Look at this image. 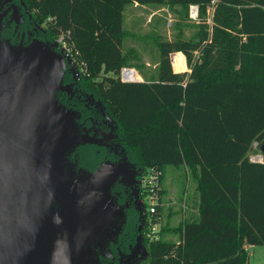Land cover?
<instances>
[{"label": "trees", "instance_id": "obj_1", "mask_svg": "<svg viewBox=\"0 0 264 264\" xmlns=\"http://www.w3.org/2000/svg\"><path fill=\"white\" fill-rule=\"evenodd\" d=\"M50 42L73 45L81 66L77 87L115 125L109 150L99 140L77 146L78 164L126 156L136 167L186 164L199 194L197 218L162 224L144 238V264H248L246 244H264V0H26ZM198 6L199 35L158 42L157 74L123 82L127 4ZM187 13V12H186ZM185 67V69H184ZM163 179V175L162 178ZM163 188L159 192L162 193ZM160 202L156 209H160ZM159 221L156 211L146 229ZM145 229V230H146ZM176 232L179 241L166 239Z\"/></svg>", "mask_w": 264, "mask_h": 264}, {"label": "water", "instance_id": "obj_2", "mask_svg": "<svg viewBox=\"0 0 264 264\" xmlns=\"http://www.w3.org/2000/svg\"><path fill=\"white\" fill-rule=\"evenodd\" d=\"M57 47L0 35V264H100L125 221L112 186L127 157L94 169L71 157L96 138L57 97L74 64Z\"/></svg>", "mask_w": 264, "mask_h": 264}, {"label": "rangeland", "instance_id": "obj_3", "mask_svg": "<svg viewBox=\"0 0 264 264\" xmlns=\"http://www.w3.org/2000/svg\"><path fill=\"white\" fill-rule=\"evenodd\" d=\"M213 9L214 1L212 0L211 6L207 9V22L211 21ZM198 23L199 17H190L189 6L185 10L179 4H127L123 10L122 20V26L125 31L122 40V52L126 60V64L123 67L134 68L137 71V75L141 77L139 80L151 79L152 76L157 74L159 60L158 42L178 38H198L200 32ZM60 37L62 36L54 39L58 43V49H68L75 64L81 66L83 70V63L74 52L73 45L68 44L63 39L59 42ZM252 146L249 152L251 158H253L254 154L263 155L261 150H257L258 148H255L254 145ZM121 162L122 175L127 181L139 180L141 173L147 169L146 167L139 168L135 166L137 173L134 174L133 166L128 160ZM137 183L139 184V182ZM161 188H163V191L162 193L159 192L161 198L160 209H156L160 227L165 223L175 226L180 221L189 219L186 213L191 203H195L199 196L196 181L189 166L184 163L178 165L166 164L163 167ZM197 208L196 210H198ZM163 237L175 241L179 239L178 233L172 231L165 232ZM135 249H137L136 251H141L142 256L140 259L142 260L138 261V258L132 262L134 264H144L147 260L148 249L144 248L140 243L136 245ZM248 251V264H264V244H253L248 248Z\"/></svg>", "mask_w": 264, "mask_h": 264}, {"label": "flooded vegetation", "instance_id": "obj_4", "mask_svg": "<svg viewBox=\"0 0 264 264\" xmlns=\"http://www.w3.org/2000/svg\"><path fill=\"white\" fill-rule=\"evenodd\" d=\"M0 14V35L10 44L28 45L36 39L50 42L44 38V30L36 23L26 0H0ZM57 50L60 51L58 47ZM75 66V62L72 65L66 64L63 84L67 86V89L59 91L57 97L66 107L78 111L79 123L85 127L86 131L94 135L100 144L106 145L109 150L116 151L118 145L114 141V122L99 104L85 97L77 87L79 71L75 69ZM77 154L75 150L71 157L78 162ZM115 159L118 161L119 157ZM112 192L124 208L125 221L116 240L109 243L107 252L100 254V264H134L132 261L142 256L141 251H136V245L140 243L146 248L144 232L146 218L150 216L147 202L141 196L139 184L135 181L116 180L113 183ZM139 259L138 261L142 260Z\"/></svg>", "mask_w": 264, "mask_h": 264}, {"label": "built area", "instance_id": "obj_5", "mask_svg": "<svg viewBox=\"0 0 264 264\" xmlns=\"http://www.w3.org/2000/svg\"><path fill=\"white\" fill-rule=\"evenodd\" d=\"M189 15L192 18L198 17L197 5L195 4L189 5ZM62 39L63 36L59 38V42H61ZM64 52L66 55L71 57L68 49L67 50L64 49ZM71 59L73 60L72 57ZM119 77L120 80L123 82L139 81V76L137 75V71L134 68L122 67L119 73ZM252 145H254L255 148L259 147L256 141H254ZM257 150H260V148ZM249 157L251 158L250 155ZM262 157L263 155L261 154L260 155L254 154L253 158L251 159L256 161H263ZM162 175H163V170L161 168L156 166H149L147 167L145 172L141 173V176L139 178L140 194L143 197V199L147 202V210L150 213V215H152L156 211V205L160 202L159 190L161 188ZM159 230H160L159 221H153L148 225L147 229L144 232V236L149 240L155 239L157 237H160ZM179 240L180 239H178V241ZM165 264H184V263L179 262V263H165Z\"/></svg>", "mask_w": 264, "mask_h": 264}, {"label": "crops", "instance_id": "obj_6", "mask_svg": "<svg viewBox=\"0 0 264 264\" xmlns=\"http://www.w3.org/2000/svg\"><path fill=\"white\" fill-rule=\"evenodd\" d=\"M138 76H139V75H138ZM139 78H141V77L139 76ZM139 81H142V80H139ZM198 195H199V194H198ZM198 202H199V196H198V199L195 200V203L193 202L194 205L191 203V206H190L188 212L186 213L187 216H188L189 218H197V217H198L199 210H196L197 205H198ZM197 209H198V208H197ZM185 217H186V215H185ZM185 217L183 216V218H185ZM246 245H248V246H247L248 248L251 246L250 244H246ZM248 248H247V249H248Z\"/></svg>", "mask_w": 264, "mask_h": 264}]
</instances>
